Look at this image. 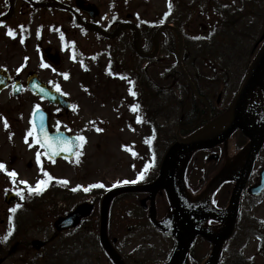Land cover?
<instances>
[{
  "label": "rangeland",
  "instance_id": "1",
  "mask_svg": "<svg viewBox=\"0 0 264 264\" xmlns=\"http://www.w3.org/2000/svg\"><path fill=\"white\" fill-rule=\"evenodd\" d=\"M93 1L101 10L103 24L109 20L118 23L132 13L143 31L144 50H153L158 25L173 21L180 26L188 53L184 64L204 89L208 80L202 76L203 68H216L222 77L232 71L235 76L242 74L245 58L247 60L264 24V0ZM222 9L224 20L220 19ZM229 23L233 28H226ZM63 28L62 40L58 33L50 36L48 42V46L62 53V64L58 71L49 69L43 77L50 84H59L72 106L59 118L57 114L61 111L54 108L52 126L70 130L86 140L81 141L72 159L50 161L39 144L34 143L35 134L25 141L31 127L24 117L25 111L21 118L17 113L13 149L4 150L0 155V161L6 162L3 163L6 170L1 169L0 174V238L12 230L15 222L17 228L12 239H0V257L2 252L7 253L2 264L32 261L43 264L62 254L65 264H107L98 242L96 213L82 226L60 234L54 232V220L78 204L90 202L96 192L103 194L125 180L140 181L150 176L151 167L145 166H152L150 156L156 154L161 158L174 140L183 105L190 94L176 62L177 39L169 32L162 35L160 53L153 59H145L136 54L135 35L131 31L115 40H106L72 29L66 23ZM236 31L241 36L231 34ZM214 33L220 39L210 41ZM227 37H232V43H227ZM136 67L144 69L139 83L135 74H128ZM155 73L159 74V83ZM148 80L158 96L148 89ZM227 81L226 76L223 77V83L215 86V90ZM135 105L138 107L133 110ZM138 116L141 117L139 122ZM0 142L4 143V138ZM37 151L41 153L39 163ZM8 153L10 160L5 157ZM259 159L254 171L256 177L264 163V152ZM14 168L16 175L10 176ZM141 172H144L143 178L138 179ZM45 173L54 178L47 184L54 188L48 190L45 186L44 193H30L28 186L21 183L28 181L34 187L38 180L48 179ZM98 183L103 187L89 188ZM10 191L16 192L24 205L17 208V205L6 204L4 197ZM12 208L16 211H10ZM123 210V205L117 202L111 216L110 234L118 238V247L130 264L166 259L173 247L172 240L147 223L142 224V216H126ZM122 220H125L124 229ZM35 239L44 242L40 249L27 244ZM208 249L206 243L197 245L201 255ZM241 257L245 259L244 264H264V194L243 199L238 229L225 247L222 263L234 264Z\"/></svg>",
  "mask_w": 264,
  "mask_h": 264
},
{
  "label": "water",
  "instance_id": "2",
  "mask_svg": "<svg viewBox=\"0 0 264 264\" xmlns=\"http://www.w3.org/2000/svg\"><path fill=\"white\" fill-rule=\"evenodd\" d=\"M81 4V6L84 8L83 5L86 4V2H82ZM87 27L89 29L98 30L106 36L117 35H108L94 24L88 25ZM125 27L135 26L132 24L123 25L117 33H119L121 29ZM159 33L160 31L157 33L156 37L157 45ZM181 48L182 40L180 50ZM182 71L188 78L183 68ZM263 75L264 45L250 65L247 79L242 87V90L229 109V120L227 121L226 118L223 119L216 130H214V134L210 138L205 139L201 137V135H204V132H199L197 135H195V137L190 136L182 139L181 141H178L168 151L161 167V174L154 183L145 186L121 187L114 189L105 195L101 206L100 239L104 249L107 251L115 264L125 263L118 255V253L114 250L107 236L109 205L112 198L116 194L128 190L140 189L151 190L153 194L161 189L166 190L168 193V197L170 198L174 207L173 215L168 216V219L162 224L163 228L168 233L173 234V236L178 241V244L170 261L166 264H190L188 253L197 235H202L213 244L212 250L203 264H218L222 254L224 243L226 239L232 234L234 226L236 224L241 191L244 188L252 169L254 158L264 141V116H262L261 118H257V116L252 112L246 111L249 107L247 104V98L251 91L258 84L262 83ZM33 87L37 93L47 96L51 101L57 102L65 108L68 107V102L63 95L57 94L56 92H53L51 89H47L44 86L39 88V86L33 85ZM35 123L38 136H40L41 138L43 137V132H41L42 126L43 129L48 133V136L52 138L53 147L47 149L51 157L71 156L73 154L76 144L74 137L68 136L63 132L50 134L48 132L46 117H43V115L41 116L40 112L36 113ZM225 124L226 126L224 127ZM237 128L242 129L251 139L249 150L247 151V153L243 154L245 155L244 157H246V164L240 166L239 161L236 160L225 165L211 180L205 195L198 198L197 200L191 201L183 183V166L181 165L183 159L182 157L184 156V154L189 155V153L197 148H203L225 141ZM58 139L67 140L68 143L57 144ZM226 180H236V185L234 186V189L232 191L229 208L222 211L214 208L210 204V199L213 192ZM263 186L264 178L261 187L256 191L261 190ZM13 199H15V196H13V194H9L7 201L10 202ZM92 210V205L79 206L69 216L60 219L57 223V228L63 229L68 226L77 225L81 217L90 214ZM210 219L218 221L219 225H205L206 221ZM36 244L40 243L36 242Z\"/></svg>",
  "mask_w": 264,
  "mask_h": 264
},
{
  "label": "flooded vegetation",
  "instance_id": "3",
  "mask_svg": "<svg viewBox=\"0 0 264 264\" xmlns=\"http://www.w3.org/2000/svg\"><path fill=\"white\" fill-rule=\"evenodd\" d=\"M77 1L0 0V141L4 138V143L0 142V155L2 151L12 149L17 113L21 118L25 111L26 117V110L45 102L31 92L27 83L32 72L40 77L48 73L47 61L41 56V51L46 48L44 45H48L49 36L60 33L65 23L78 28L80 17L87 21L90 19L88 14L77 8ZM9 28L14 30V36L7 35ZM18 68L21 69L19 72ZM212 97L206 95L211 118L225 108L222 101L224 92L217 98L214 94ZM191 112L199 114L198 109ZM5 157L9 158V153Z\"/></svg>",
  "mask_w": 264,
  "mask_h": 264
},
{
  "label": "snow or ice",
  "instance_id": "4",
  "mask_svg": "<svg viewBox=\"0 0 264 264\" xmlns=\"http://www.w3.org/2000/svg\"><path fill=\"white\" fill-rule=\"evenodd\" d=\"M161 22H163V21H161ZM21 27H23V26H21ZM7 35L14 36V30L12 28H9L8 31H7ZM21 67H23V66H21ZM20 70L21 69L18 68L17 69V72H19ZM64 75L67 76L66 73ZM55 86H56L57 90L59 91L60 90L59 84H56ZM65 95H67V93H65ZM133 95H135V93H133ZM137 107H138V105L133 106V110H135V108H137ZM35 108L39 109L40 108V105L39 104H36L35 105ZM140 120H141V117L138 116L137 117V121L139 122ZM5 126L7 127V121H6V119H5ZM97 130L98 131H101L102 129H97ZM41 132H43V137L41 138L40 136H36V138L34 140V143L40 144L41 147L42 148H45V149L52 148L53 147L52 138H50L48 136V133L43 129L42 126H41ZM34 134H35V125L33 124V128L28 129L27 135L25 136V141H27L28 136H33ZM75 139H77L79 141H85L86 140V138L84 136H79V137H76ZM67 143H68L67 140H63V139H58L57 140V144H67ZM29 147H32V144H29ZM40 158H41V153L39 151H37V153H36V160H37L38 163L40 162ZM145 168H147V165L145 166ZM0 169H5L6 170L5 165L2 162H0ZM9 175L10 176H15L16 173L13 170L12 172L9 173ZM45 175L48 177V179L47 180H44V179L38 180L37 183H36V185L34 187L32 185H30L28 183V181H21V183L28 186V191L30 193H41L44 190L45 186H47V184L49 183V181H51L52 179H54L51 176L50 173H45ZM143 175H144V172H141V173L138 174V177L137 178L138 179L143 178ZM64 182L67 183L66 180ZM129 182L134 183L135 181H127V180L123 181V183H129ZM117 183H120V181H117ZM77 187L79 188V187H82V186H79L78 185ZM91 187H103V184L102 183H98L96 185H90L89 188H91ZM89 188H85L84 190L85 191H88ZM16 207L18 208L19 205H17ZM10 211L15 212L16 211V208H12ZM10 235H11V230L9 231V233L7 235H5L4 237H2L0 239L7 240L8 239V236H10Z\"/></svg>",
  "mask_w": 264,
  "mask_h": 264
},
{
  "label": "bare ground",
  "instance_id": "5",
  "mask_svg": "<svg viewBox=\"0 0 264 264\" xmlns=\"http://www.w3.org/2000/svg\"><path fill=\"white\" fill-rule=\"evenodd\" d=\"M263 106H264V104H263Z\"/></svg>",
  "mask_w": 264,
  "mask_h": 264
},
{
  "label": "trees",
  "instance_id": "6",
  "mask_svg": "<svg viewBox=\"0 0 264 264\" xmlns=\"http://www.w3.org/2000/svg\"><path fill=\"white\" fill-rule=\"evenodd\" d=\"M238 261V260H237Z\"/></svg>",
  "mask_w": 264,
  "mask_h": 264
}]
</instances>
